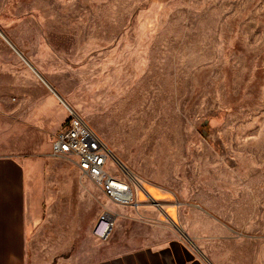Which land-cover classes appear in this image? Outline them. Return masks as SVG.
I'll list each match as a JSON object with an SVG mask.
<instances>
[{
  "label": "rangeland",
  "instance_id": "1",
  "mask_svg": "<svg viewBox=\"0 0 264 264\" xmlns=\"http://www.w3.org/2000/svg\"><path fill=\"white\" fill-rule=\"evenodd\" d=\"M0 30L136 191L116 204L55 167L73 166L50 143L70 109L0 34V98L18 104L20 119L37 118L41 99L59 116L43 130L27 122L33 143L17 155L49 162L51 234L76 236L66 262L180 238L206 264H264V0H0ZM106 212L104 239L94 231Z\"/></svg>",
  "mask_w": 264,
  "mask_h": 264
},
{
  "label": "crops",
  "instance_id": "2",
  "mask_svg": "<svg viewBox=\"0 0 264 264\" xmlns=\"http://www.w3.org/2000/svg\"><path fill=\"white\" fill-rule=\"evenodd\" d=\"M1 36L6 40L2 34ZM17 50H15L16 53L24 60L25 56ZM24 62L48 86L58 100L70 109L68 103L40 73L37 74L26 60ZM2 72L0 65V73ZM9 101V98H0V264H54L56 260L57 264H76L74 258L66 262L62 254L65 253L63 250L66 248L72 250L76 243V236L64 230L59 232L60 230L57 229H54L55 233L51 234V211L44 207L49 196V162L44 157H32L36 159L34 161L29 160L30 157L17 155L24 151L23 145L27 143L28 138L31 140L30 145L33 143V130L28 132L25 127L27 122L31 123L32 127L43 130L41 126L45 128L48 125H57L59 116L51 114L48 108L44 107L47 100L41 99V109L37 118H35V112L28 110L25 113L22 111L25 116L20 119L18 104H11ZM37 121L41 123L35 124ZM50 143L52 150L51 137ZM53 163L55 167L60 166L64 177L68 170L77 180L88 179L74 162H72L73 166L65 161ZM152 200H154L153 197ZM76 214L73 210L69 215L68 221L72 224L77 222ZM109 235L110 232L107 238ZM85 264L206 263L184 240L171 238L161 244H148L115 253L112 251L111 254Z\"/></svg>",
  "mask_w": 264,
  "mask_h": 264
},
{
  "label": "built area",
  "instance_id": "3",
  "mask_svg": "<svg viewBox=\"0 0 264 264\" xmlns=\"http://www.w3.org/2000/svg\"><path fill=\"white\" fill-rule=\"evenodd\" d=\"M69 113V120L51 137L52 156L72 160L82 174L116 204L130 205L135 202L133 183L109 169L111 151L104 140L79 114L73 110H69ZM113 224L111 215L106 212L101 216L94 232L106 239L104 236L110 225L112 229Z\"/></svg>",
  "mask_w": 264,
  "mask_h": 264
},
{
  "label": "bare ground",
  "instance_id": "4",
  "mask_svg": "<svg viewBox=\"0 0 264 264\" xmlns=\"http://www.w3.org/2000/svg\"><path fill=\"white\" fill-rule=\"evenodd\" d=\"M69 107H70V106H69ZM70 108H71V107H70ZM70 110H72V109H70ZM111 155H112V152H111ZM115 157H116V156H115ZM115 159H117V158H115ZM118 161H119V160H118ZM121 165H122V168L125 170V172L128 174V176L131 178V180H132L134 183L138 184V185L141 187L142 191L145 192L149 197L152 198V196L147 192V190L145 189V187H144V186H143V185H142V184L136 179V177H135L133 171L130 170L128 167H126L124 164L121 163ZM156 205L159 206L158 203H156ZM174 225H176V228L178 229V231H180V232L183 233L182 235H184V236L187 237V234L185 233L184 229H183L181 226H179V225L176 224V223H175ZM110 230H111V225L109 226V228H108V230H107V232H106V234H105L104 237H107V236H108ZM210 263H211V262H210Z\"/></svg>",
  "mask_w": 264,
  "mask_h": 264
},
{
  "label": "water",
  "instance_id": "5",
  "mask_svg": "<svg viewBox=\"0 0 264 264\" xmlns=\"http://www.w3.org/2000/svg\"><path fill=\"white\" fill-rule=\"evenodd\" d=\"M0 33L6 38V40L13 46V48H15V46L10 42V40L5 36V34L0 30ZM15 50H17L16 48H15ZM18 51V50H17ZM19 52V51H18ZM21 54V53H20ZM21 56L23 57V55L21 54ZM24 58V60H26L27 61V63L31 66V68H33L36 72H37V74H39V72L37 71V69L25 58V57H23ZM204 133H205V131H203Z\"/></svg>",
  "mask_w": 264,
  "mask_h": 264
}]
</instances>
